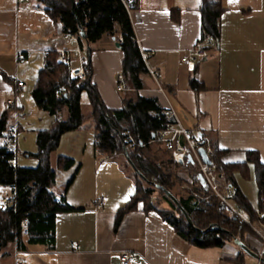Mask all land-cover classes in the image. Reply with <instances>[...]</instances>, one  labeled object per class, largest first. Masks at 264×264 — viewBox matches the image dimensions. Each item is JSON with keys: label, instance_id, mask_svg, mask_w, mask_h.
<instances>
[{"label": "crops", "instance_id": "crops-1", "mask_svg": "<svg viewBox=\"0 0 264 264\" xmlns=\"http://www.w3.org/2000/svg\"><path fill=\"white\" fill-rule=\"evenodd\" d=\"M217 1L222 8L218 43L203 49L205 57L192 65L183 64L181 57L202 47V0H131L127 12L139 50L149 54L147 67L159 73V85L182 125L223 151L222 163L244 167L234 172V181L258 216L256 225L249 224L257 237L245 235L244 244L260 255L264 192L259 208L254 167L247 158L255 152L264 163V0ZM64 35L38 0H0V115L9 104L15 108L8 125L17 128L16 166L35 168L37 160L28 155L37 151L38 132L67 118V110L57 116L39 110L31 96L47 53L75 48L82 52L77 39ZM119 35L116 28L112 35L83 45L102 103L118 110L125 100L141 97L156 98L165 107L149 74L139 76V89L124 77L125 90L117 89V76L123 75V54L116 47ZM15 79L23 86L18 87ZM191 79L202 87L199 91L191 89ZM82 120L80 128L61 136L51 154L53 168L58 157L74 161L71 169L58 171L53 188L71 209L56 217L53 246L28 245L18 251L14 244L8 245L0 252V264H121L124 253L142 258L132 264H255L256 259L242 254L234 243L205 249L189 244L156 211H145L142 203L125 213L114 230L117 214L135 193V183L123 159L96 152L91 109L87 119L82 112ZM151 145L148 156L162 164ZM12 197V188L0 185V203ZM163 205L160 208L166 209Z\"/></svg>", "mask_w": 264, "mask_h": 264}, {"label": "trees", "instance_id": "trees-1", "mask_svg": "<svg viewBox=\"0 0 264 264\" xmlns=\"http://www.w3.org/2000/svg\"><path fill=\"white\" fill-rule=\"evenodd\" d=\"M38 1L43 5L45 13L61 25L63 34L74 35L81 45L86 79L82 82L70 80L69 68L58 61L59 53H47L44 67L31 92L32 99L39 110L51 116H57L63 110H67L68 115L65 120H56L47 130L38 132L37 151L28 155L37 160L35 168L19 167L10 163V160H15L16 151L8 152L4 142L15 108L8 107L0 115V185L13 190L9 205L4 209L0 208V252L11 244L18 251H25L28 245L53 246L56 217L71 210L64 203V195L58 197L53 188L58 171L71 169L74 161L58 157L53 168L51 154L57 149L62 135L73 132L82 125V94H86L91 109L96 152L108 158L123 159L135 183V193L117 214L114 230L120 225L125 213L142 203L145 211H156L180 237L198 248L222 247L226 243H233L234 238L244 243L245 235L257 237L249 224L256 225L258 216L237 188L233 176L236 170L244 169L243 166L222 163L224 152L210 143L213 150L210 160L219 178L235 189L233 203L242 211L247 223L236 215H225L223 212L227 207L214 197H208V201L204 202L194 194L178 199L174 196L190 218V226L176 205L162 190L156 188L159 186L170 192V179L146 152L152 143H157L155 134L170 123L164 115L165 107H161L156 98L141 97L134 101L125 100L118 110H110L102 103L92 82L89 51L83 47L84 44L92 45L104 35H112L118 28L121 35L120 50L123 54L122 76L133 88L139 89L142 86L139 76L149 74L135 42L129 15L122 0H73V6L71 0ZM199 10V43L204 50H210L219 40L222 8L217 0H202ZM76 18L85 32V39L79 36ZM208 42L210 45H207ZM190 87L194 91L202 88L194 79L190 80ZM247 160L254 167L261 208L264 163L255 152L248 153ZM190 178L198 186L197 191L208 196L207 187L200 183L197 173H192ZM154 191L159 192L161 203L154 196ZM162 203L167 205L166 209L160 208ZM215 227L224 229L226 233ZM241 253L244 254L242 250ZM261 259L264 264V252ZM238 262L242 264L241 261Z\"/></svg>", "mask_w": 264, "mask_h": 264}, {"label": "built area", "instance_id": "built-area-1", "mask_svg": "<svg viewBox=\"0 0 264 264\" xmlns=\"http://www.w3.org/2000/svg\"><path fill=\"white\" fill-rule=\"evenodd\" d=\"M131 0L124 2L123 4L128 11L131 7L130 4ZM64 39L75 40L76 37L74 35H64ZM117 43H121V35L117 36L116 38ZM210 45V42L207 43ZM59 57L58 61L62 64L66 65L69 68V79L75 80L78 82H82L86 79V72L84 69V61L82 59V52L79 48L75 49H63L58 51ZM141 58L147 67V59L148 53L140 51ZM205 57V51L201 46L196 47L195 49L188 50L183 53L181 57V62L186 65L195 64L199 59ZM18 60H22L23 57L21 54L18 53L17 55ZM77 60L78 65L77 67H72V61ZM148 69L149 76L157 85V90L160 94H162L166 106L164 110V115L170 120V123L167 127L155 134L156 141L160 144L164 149L171 153L173 161L180 165V166H194L198 169V174L200 175L203 185L207 188H210L214 191L216 196L220 198L222 204H224L228 209L232 211V213L236 214L241 220L245 221L244 218L241 216L239 209H235L230 204V201H233L235 198V189L230 185L226 184L227 187V195L222 196L220 195L217 190V180L216 178L219 176L218 174H214V165L210 160L213 151L209 147L208 141L201 135H193L191 131L186 129L175 111L172 105L169 103L166 95L159 85V73L157 71H152ZM18 87H22L23 83L18 81L17 79L14 80ZM117 89L122 91L125 90L123 85V76L120 74L117 76ZM9 107L12 105L9 104ZM17 128L15 125H10L6 131V137L4 142V147L8 150V152H15V138H16ZM128 135V133H126ZM131 141V140H130ZM200 150H203L208 162H204L201 154L199 153ZM188 157L191 158V162L188 161ZM10 163L13 165L15 164V160H10ZM99 203L103 202V200H99ZM9 205V202L3 200L0 203V208L4 209ZM63 205V204H61ZM264 241V237H262ZM262 257V253L259 255ZM121 264H132L135 262H139L142 260L140 256H135L129 253H124L120 256ZM255 264H262L260 260H256Z\"/></svg>", "mask_w": 264, "mask_h": 264}, {"label": "rangeland", "instance_id": "rangeland-1", "mask_svg": "<svg viewBox=\"0 0 264 264\" xmlns=\"http://www.w3.org/2000/svg\"><path fill=\"white\" fill-rule=\"evenodd\" d=\"M72 67L73 68L77 67V65L74 66L72 64ZM81 104H82V107H81L82 108V112L84 114V117L87 119L90 116V106H89L86 94L82 95ZM85 123H88L87 120L85 121ZM151 146H153L154 148H157V152H158L157 155L159 156V159H161L162 161L164 160L162 164H160V165L158 164V165L160 166V168L162 170V173L165 174L166 176H168V178L170 179L169 180V186H170L169 190H170V192H171V194L173 196H175L178 199L179 197H187L190 194H194V195H196V197H199L200 201L202 199L204 202H207L208 199H209L208 197H214L218 202H221L220 198L218 196H216L214 191L211 190L210 188H206V190H208L206 192L208 194V196H204L203 194H200L197 191L198 190V186L195 185V183L190 178L192 173L196 172L198 174L197 167H194V166H186V167H184V166L177 165L173 161L171 153L169 151H167L166 149H164L160 144L159 145L153 144ZM209 147L212 150L211 144H209ZM149 157L151 159V155H149ZM203 161H204V158H203ZM204 162H206V161H204ZM213 172H214L215 175L218 174V172H216L215 168H214ZM216 180H217V187H216L217 192L220 195H222V196H226L228 193H227L226 184L223 181L224 179L222 180L218 176L216 178ZM252 181H254V179ZM154 196L161 203V199H160L158 191H154ZM230 204L232 205L233 208L238 210L237 206L233 203V201H230ZM222 205H224V204H222ZM162 206H164L163 203L160 205V207H162ZM225 208H226V206H225ZM226 210H224V212H223L225 215H227V216H230L232 214L236 215V214L232 213V211L230 209L226 208ZM239 212L241 214H243L242 211L239 210ZM252 231L254 233L256 232L254 230H252Z\"/></svg>", "mask_w": 264, "mask_h": 264}, {"label": "water", "instance_id": "water-1", "mask_svg": "<svg viewBox=\"0 0 264 264\" xmlns=\"http://www.w3.org/2000/svg\"><path fill=\"white\" fill-rule=\"evenodd\" d=\"M71 4H72V6L74 5V1L73 0H71ZM76 21H77V24H78V27H79V36L82 39H85V32H84L83 29H81V26H80L77 18H76ZM116 47L120 48V44L116 43ZM88 60L90 61V56H88ZM199 152H200L201 156L204 158V161L208 162L204 151L200 150ZM188 161L191 162V158L190 157H188ZM137 174H139V173L137 172ZM198 178H199L200 183L203 185V182H202V179H201L200 175H198ZM156 188H158V189H160V190H162L164 192V194L176 205V207L179 209V211L184 215L187 223L190 226H192V222H191L190 218L188 217V215L186 214L185 210L182 208L180 203L177 201V199L170 192L165 190L164 188L159 187V186H156ZM215 229L226 233V231L224 229L220 228V227H215ZM233 243H234V245H236L240 250H242L249 257H251L253 259H256V260H260L262 262L261 257L257 253H254L252 250H250L243 242H241L238 239L234 238L233 239Z\"/></svg>", "mask_w": 264, "mask_h": 264}]
</instances>
